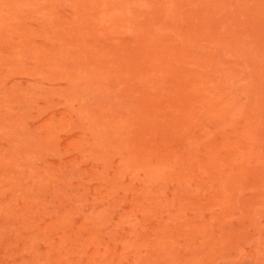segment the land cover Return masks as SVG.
I'll use <instances>...</instances> for the list:
<instances>
[{
    "label": "rangeland",
    "instance_id": "rangeland-1",
    "mask_svg": "<svg viewBox=\"0 0 264 264\" xmlns=\"http://www.w3.org/2000/svg\"><path fill=\"white\" fill-rule=\"evenodd\" d=\"M0 264H264V0H0Z\"/></svg>",
    "mask_w": 264,
    "mask_h": 264
}]
</instances>
